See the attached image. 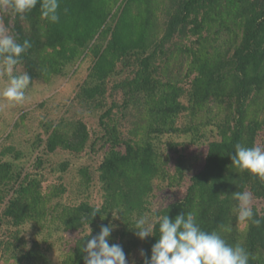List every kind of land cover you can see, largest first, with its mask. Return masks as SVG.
I'll list each match as a JSON object with an SVG mask.
<instances>
[{"label":"trees","instance_id":"obj_1","mask_svg":"<svg viewBox=\"0 0 264 264\" xmlns=\"http://www.w3.org/2000/svg\"><path fill=\"white\" fill-rule=\"evenodd\" d=\"M58 14L51 24L41 17L39 4L23 15L9 9L6 25L12 23L18 42L32 45L15 69L31 76L30 86L64 76L67 68L91 58L75 99L102 111L100 139L107 150L97 169L101 205L63 204V185L43 194L41 179L31 174L21 179L10 161L0 160V219L15 228L4 257L16 264H47L43 245L50 248L60 233H78L60 264H84L87 239L110 222L117 226L110 243L121 244L128 257L141 249L150 256L158 233L140 241L131 229L135 219L165 213L174 219L191 211L203 230L243 246L248 264H264V181L231 166L230 159L236 144L251 147L263 139L264 145V0H60ZM109 84V96L119 92L120 98L104 109ZM45 134L48 153L80 154L90 140L82 120L47 124ZM164 136L207 141V151L183 198L154 210L155 192L181 186L186 172L178 149L184 145L166 142L165 155ZM66 168L61 165L62 172ZM79 172L90 183L86 168ZM244 190L256 201L258 228L237 219L231 195ZM93 210L97 214L90 217ZM82 215L90 217L87 238ZM24 232L31 236L30 247L19 236ZM135 262L142 264L141 257Z\"/></svg>","mask_w":264,"mask_h":264},{"label":"rangeland","instance_id":"obj_2","mask_svg":"<svg viewBox=\"0 0 264 264\" xmlns=\"http://www.w3.org/2000/svg\"><path fill=\"white\" fill-rule=\"evenodd\" d=\"M8 15L9 9L0 7V25L5 26L9 33L13 34L12 23L10 21L7 25L5 23V17ZM90 66L91 58L85 57L74 66L67 68L66 75L53 76L47 83H33L26 89V99L22 104L10 103L0 98V152L8 151L5 156L0 154V160L10 161L20 173L21 179L27 174L41 179L43 194L51 191L54 186L63 185L66 190L60 200L67 205H76L82 201H88L95 206L101 205L97 169L107 150V146H104L103 140L100 139L103 130L99 125V117L102 111L83 106L75 99L80 85L87 77ZM22 74L23 71L17 68L11 75ZM9 78V74L0 68V88ZM110 87L111 84L108 85L104 109L110 106L114 98L117 100L120 98L119 92L113 97L109 96ZM61 119L82 120L86 124L90 140L82 153L74 155L62 150L54 153L45 151V127L47 124H56ZM260 140L258 143L262 145L263 139L261 142ZM166 142H178L184 145L178 149H182L185 158V178L179 187L170 188L164 185L155 192L152 205L154 210L166 207L183 198L190 176L202 168L207 151V141L203 144H190V138L186 136H164L160 140V147L165 155ZM16 155L18 156L15 157ZM175 157V154H171L172 161L168 165L171 174L174 171ZM62 164H67L65 172L61 171ZM83 168H86L91 178L88 184L83 182L84 179L79 172ZM254 204L256 201H253L252 205ZM3 206H0V211ZM14 234L15 228L10 226L9 220L1 218L0 264H16L14 259H6L3 255L5 243H13L14 239L11 237ZM19 236L25 240L26 246L30 245V235L24 232ZM78 236V233H60L52 238L50 248H48L49 245H43L47 264H60L64 252ZM138 257L139 254L128 257L129 264L133 259L136 261Z\"/></svg>","mask_w":264,"mask_h":264},{"label":"clouds","instance_id":"obj_3","mask_svg":"<svg viewBox=\"0 0 264 264\" xmlns=\"http://www.w3.org/2000/svg\"><path fill=\"white\" fill-rule=\"evenodd\" d=\"M40 5L41 17L49 23L59 21L60 0H0V7L10 9L13 14L23 15L31 12ZM29 40L22 43L17 41L16 35L0 25V64L10 78L0 88V98L14 104H22L26 99V89L31 83V76L24 72L19 76H12L15 66L21 62V57L31 48ZM231 166L241 172L264 181V145L254 144L251 147L235 145L234 153L230 156ZM232 199L236 201L235 212L240 222L251 223L260 227L261 218L254 216L252 203L253 193L250 190L233 193ZM93 210L90 214L95 216ZM113 216V215H112ZM90 217L81 216L80 222L86 228V237L91 235L88 220ZM117 214L115 216L116 219ZM158 226V229H157ZM114 223L101 226L99 233L87 239L83 247L84 264H129L128 255L119 243H110L109 237L116 230ZM134 235L144 241L158 233V239L151 247L150 256L141 249L139 256L142 264H248L249 253L239 245H230L216 231L203 230L196 214L182 212L174 219L167 213L149 218L148 215H140L131 228ZM30 247V246H29ZM131 264H136L135 259Z\"/></svg>","mask_w":264,"mask_h":264}]
</instances>
